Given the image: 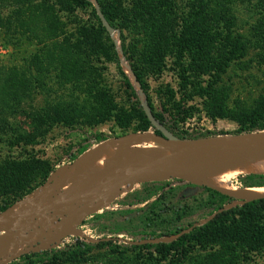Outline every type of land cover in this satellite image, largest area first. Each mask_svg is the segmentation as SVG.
<instances>
[{
  "label": "rangeland",
  "instance_id": "1",
  "mask_svg": "<svg viewBox=\"0 0 264 264\" xmlns=\"http://www.w3.org/2000/svg\"><path fill=\"white\" fill-rule=\"evenodd\" d=\"M22 1L0 6V73L11 72L15 86L0 102V174L23 165L25 181L9 186L0 178V213L102 142V152L85 163L154 149L132 135L122 149L110 139L264 130V0ZM91 171L59 174L65 183L40 206ZM257 173L227 181L245 188L264 180L240 176L264 171ZM205 187L173 179L136 185L109 207L61 226L62 234L46 228L31 240L0 241V264H264V215L226 220L194 234L181 250L140 247L169 244L178 236L165 234H187L209 221L216 209ZM245 202L234 198L225 208ZM75 238L118 248L95 247L68 262L60 254ZM30 254L37 255L21 259Z\"/></svg>",
  "mask_w": 264,
  "mask_h": 264
},
{
  "label": "water",
  "instance_id": "2",
  "mask_svg": "<svg viewBox=\"0 0 264 264\" xmlns=\"http://www.w3.org/2000/svg\"><path fill=\"white\" fill-rule=\"evenodd\" d=\"M99 16L101 22L105 23L104 18ZM105 26L111 32L108 25ZM143 133L130 134L121 138ZM149 133L155 140L157 148L138 160L126 174L118 170H101L93 164L81 161L86 153L96 151V148L105 144L104 142L71 164L57 169L41 191L26 200L11 205L0 213V232L3 233L0 241L10 240L16 244L19 239L31 240L42 229L61 227L72 222L77 223L82 218L109 207L114 198L123 191H131L136 185L160 183L171 179L189 180V177L206 176L223 171L240 156L264 155V130L192 140L167 136L161 132V135ZM121 138L110 140L116 141ZM181 144L189 149L202 148L199 157L193 160L174 152L173 147ZM69 168H91L96 172L75 180L53 199H50L47 205L40 206L50 197L53 188L65 183L64 179L59 178V174L61 175ZM28 221L36 223L35 228L29 229L28 234H19V230ZM62 233H64L63 230ZM26 246L33 251L47 249V246L35 247L29 244Z\"/></svg>",
  "mask_w": 264,
  "mask_h": 264
},
{
  "label": "trees",
  "instance_id": "3",
  "mask_svg": "<svg viewBox=\"0 0 264 264\" xmlns=\"http://www.w3.org/2000/svg\"><path fill=\"white\" fill-rule=\"evenodd\" d=\"M7 1L10 0H0V6L5 4ZM17 3H23L21 0H17ZM258 7H262L257 4ZM104 15L105 12L102 11ZM8 71H11L10 69ZM12 73L8 72V74H2L0 73V102H2V105H4L5 99L9 97V92H12L15 88L14 85H12L11 81L13 80ZM11 80V81H10ZM154 117L161 121L157 116L154 115ZM263 128H260V130ZM243 131H239L238 133H242ZM252 132V131H248ZM156 135H161L159 131H155ZM30 143L34 142V139L28 140ZM6 168V169H5ZM3 169L2 174H0V178L4 180L5 185L13 186L14 184H23L24 183V177L23 171L26 170V168L23 167V165L13 164L12 167H5ZM244 179L248 180H264V175H249V176H240ZM229 184L231 182L229 181ZM232 185V184H231ZM252 186H264V181L260 183H254L251 185H247L246 187H252ZM207 193L209 194V197L212 201L215 203V212L213 214V217L207 221L205 224L199 227H194L191 229V231L187 234H182L184 231L183 229H177L174 232H169L165 234L168 237H174L178 236L175 240H173L171 243H157V244H147L140 247H154V248H172L174 250H181L185 246L187 239L192 237L194 234H198L208 228L214 227L216 225L221 224L222 222L230 219H234L236 216L241 215L245 217L250 216H258V215H264V198L252 200L249 202H245L241 205L233 206L231 208L226 209L225 207L227 205H230L234 198L224 195L216 190H213L211 188L205 187L204 188ZM4 208H1V210ZM153 239V238H152ZM104 246H111L113 248H118L117 246H112L109 242H103L96 245L85 243L78 238L74 239V243L71 245H67L66 248L61 252V256L64 260L70 262L75 261L76 259L82 257L84 254L92 250V248L95 247H104ZM137 247V246H133ZM49 253V252H48ZM39 254L47 255V252H39ZM37 254H30V255H24L21 257L22 260L29 261L33 256Z\"/></svg>",
  "mask_w": 264,
  "mask_h": 264
},
{
  "label": "bare ground",
  "instance_id": "4",
  "mask_svg": "<svg viewBox=\"0 0 264 264\" xmlns=\"http://www.w3.org/2000/svg\"><path fill=\"white\" fill-rule=\"evenodd\" d=\"M131 137L137 138V139H145L146 141H149L150 145L153 146L154 149L150 151H127V150H121L119 152H116V157L113 155H109L108 159L104 160L101 165H96L101 170H118L120 173H128L129 170H131L138 160L146 157L151 151L155 150L157 148L155 140L152 138L151 134L149 133H143L142 135H132ZM122 138L118 140H110L108 144L113 147L116 146L118 149H122V144L128 140L129 138ZM104 145H100V147L96 148V151L86 153L81 161L86 162L91 156L101 153L103 150ZM202 148H195V149H189L185 145L181 144L179 146L173 147V151L177 154L186 156L189 159H196L199 157L201 153ZM113 151V150H112ZM127 154V155H125ZM264 155L259 156H240L236 158L232 164L226 168L223 171L212 173L206 176H200V177H189V181L193 182L194 184L204 185L208 186L210 188H213L217 190L218 192L233 197V198H244L247 201L255 200L264 198V186H252V187H245V188H237L234 185L229 184L227 181V175H239V174H256L259 171H264ZM122 160H128L126 162V165L122 162ZM77 168H69L67 170H73ZM85 172V171H84ZM93 172V171H91ZM96 172V171H94ZM93 172V173H94ZM258 174V173H257ZM243 201V200H242ZM44 205V204H43ZM41 222V221H40ZM31 224V227H28L29 229L35 228L36 223H31V221L25 222V224ZM24 225L18 232L19 234H25L26 231L29 229L25 228ZM66 228V227H65ZM63 228V229H65ZM51 230H54L53 228H50ZM62 227H56L55 230L57 232H62ZM42 231V230H41ZM40 231V232H41ZM64 231V230H63ZM22 236V235H21ZM24 242V241H23ZM7 243V242H6ZM2 244V243H1ZM0 244V245H1Z\"/></svg>",
  "mask_w": 264,
  "mask_h": 264
}]
</instances>
